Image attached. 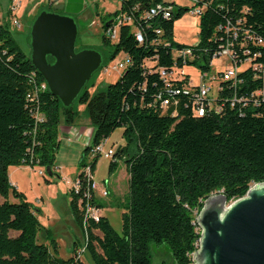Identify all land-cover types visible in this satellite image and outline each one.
Instances as JSON below:
<instances>
[{
    "label": "trees",
    "instance_id": "trees-1",
    "mask_svg": "<svg viewBox=\"0 0 264 264\" xmlns=\"http://www.w3.org/2000/svg\"><path fill=\"white\" fill-rule=\"evenodd\" d=\"M157 4L176 5L163 0H121L114 16L126 14L133 22L120 24L111 57L122 52L129 56L130 63L104 91L90 94L84 85L76 98L84 105L92 130L76 176L80 193L70 189L69 206L76 226L84 233V251L93 264H152L151 242L167 246L170 262L163 260L159 264H192L200 237L195 219L205 199L220 192L232 202L243 197L252 185L264 182V95L258 97V106L251 96L255 90H264V67L260 78H256L257 71L247 68L249 64L241 56L243 48L238 45L244 40L249 57L259 51L254 60L264 65V48L256 44V39L264 40V0L203 1L198 44L190 46L206 62L225 42L224 30L217 31V27L226 23L234 26L239 39L231 40L232 48L239 55L237 59H243L238 74L242 82L236 85V96L248 102L244 106L230 102V83L226 82L217 99L221 109L206 107L203 115L193 112L191 98L183 93L176 95L165 110L154 100L159 92L164 93L158 69H170L175 61L182 66L172 51L186 45L174 42L173 27L188 11L176 5L170 18H145V12ZM135 27L142 30L141 44L135 40ZM155 28L161 34L156 35ZM242 31H246L245 36ZM156 38L167 39L170 46L152 43ZM102 40L104 44L111 43L105 34ZM48 61L53 59L48 57ZM195 61L196 58L188 59L186 64L204 69ZM34 72L6 23L0 22V264H86L76 243L71 256L64 259L57 256L54 239L50 242L52 249L38 242L36 211L8 179L12 165L51 169L59 147V126L73 125L78 117L72 104L64 107L48 90L38 91L33 99L28 97L34 90V80H43ZM187 84V78L174 81V87L179 89ZM35 113H41L43 119L36 120ZM117 128H122L127 142L116 152L111 148L108 172L116 169L117 160H124L129 176L120 232L102 215L99 221L85 224L83 217L87 198L99 209L102 206L93 191L90 197L83 195L89 183L82 168L89 165L93 174L99 155L85 163L84 158L90 147L102 143ZM48 237L50 232L46 230L45 238Z\"/></svg>",
    "mask_w": 264,
    "mask_h": 264
},
{
    "label": "rangeland",
    "instance_id": "rangeland-1",
    "mask_svg": "<svg viewBox=\"0 0 264 264\" xmlns=\"http://www.w3.org/2000/svg\"><path fill=\"white\" fill-rule=\"evenodd\" d=\"M22 1L23 3L20 8L18 7L17 12V16L21 19L20 29H16L11 24L9 7L12 4V0H0V21L6 23L15 44L26 56L30 57L31 55L30 25L32 20L38 12L47 10L70 16L75 20L78 29L75 41L76 50L85 48L101 53V65L105 69L103 67L101 69L98 68L86 82L85 89L90 94L104 91L109 84L118 79L122 71L114 70L113 65L123 59V53L119 52L114 57H111L114 51L112 42L104 44L102 38L104 35L103 24L114 18V13L120 8L121 0H77L72 2L80 8L76 12L61 8V5L56 6V0H45V2L41 0L28 20L23 18V16H25L29 6L35 0ZM163 1L174 2L178 6L188 8V11L174 22L173 40L179 45L190 46L195 44L198 36V16L194 15L190 10L193 5L192 1ZM177 52L176 50L172 51L173 58H176ZM213 63L219 69L228 65L225 56L214 58ZM183 70L185 73L190 74L192 80L196 79L198 75L196 66L186 65ZM81 92H83V88ZM72 107L78 111L76 123L78 126L84 127L85 131L78 137L77 131L73 128L69 135L71 140L68 141V134H64L61 128H58L57 140L59 141V147L55 152L53 166L51 167L55 175H48L45 168L41 166L12 165L8 168L9 182L16 183L20 189L22 188L19 191L24 194L25 200L36 211V217L40 225V230L37 233L38 242H45L50 246L51 240L54 239L57 245V256L64 259L71 256L75 243L78 249L83 248L84 245V233L76 226L69 206L71 187L69 184L73 182L81 169L79 161L87 145L85 140L89 142L92 130L84 105L79 104L78 100L75 99ZM126 142V139L122 136V128L115 129L107 139L102 141L104 151L97 157L93 172V181L96 185L94 191L101 199L99 200L102 205L101 214L108 219L110 225L117 232L121 230V216L128 193L127 172L124 160H117L116 169L109 174L108 167L111 157H106L104 153L108 148H112L116 152L117 148L125 145ZM90 155L91 152L88 151L84 158V163L92 160L89 157ZM39 170H42L43 175L39 173ZM56 175H60V177ZM66 180H68L69 184ZM114 186H118L117 192ZM103 188L108 191V195L105 197L100 194ZM10 198L15 200L11 195ZM115 201L117 202L114 203ZM46 230L50 232V238L48 237L47 239L45 238ZM95 233L99 234L98 231ZM50 248L52 249L53 247L50 246ZM167 251L165 244L151 242L149 244L151 263L159 264L163 260L170 262ZM79 254L86 264H93L86 251H80Z\"/></svg>",
    "mask_w": 264,
    "mask_h": 264
},
{
    "label": "water",
    "instance_id": "water-1",
    "mask_svg": "<svg viewBox=\"0 0 264 264\" xmlns=\"http://www.w3.org/2000/svg\"><path fill=\"white\" fill-rule=\"evenodd\" d=\"M77 33L72 17L47 10L30 25V62L64 107L73 103L102 62L96 50L75 49ZM45 171L53 175L49 166ZM195 221L200 237L194 264H264V182L232 202L220 192L210 195Z\"/></svg>",
    "mask_w": 264,
    "mask_h": 264
},
{
    "label": "built area",
    "instance_id": "built-area-1",
    "mask_svg": "<svg viewBox=\"0 0 264 264\" xmlns=\"http://www.w3.org/2000/svg\"><path fill=\"white\" fill-rule=\"evenodd\" d=\"M192 1L193 5L191 6L190 10L194 15H199L202 13L204 9L203 1L204 0H190ZM19 0H12V4L9 7V15L11 19V24L16 29L21 28V21L18 18L16 14V10L19 6ZM176 8V5H168V4H157L156 6L150 7L149 10H147L144 14L145 18H152L156 17L158 15H161L163 18H170L172 15L173 10ZM132 17L126 14L118 13L114 16L113 19H111V23L108 24L107 27L104 29V34L107 37V39L110 42H115L118 36V28L120 24H131ZM1 22V21H0ZM224 30V33L226 35L225 42L220 44L218 49L214 51L211 55V57L206 61L203 62L202 58H198V53H196L195 48L191 46H186L177 49L176 47L173 48V50L178 51L175 60H181V67L177 66V62L175 61L173 66L170 69H165L163 67H160L158 69L159 76L163 82V90L164 93L159 92L154 100H158L160 107L162 110H165L172 102V99L180 94L183 93L184 95H187L191 98V106L192 110L196 115H203L205 112L206 107H209L210 109H214L215 111H219L221 109L220 104L217 103L218 96L222 92V88L224 86V83L228 82L230 85L229 89H231L232 96L229 98L230 102L234 104L235 101L237 103H242L243 106L247 105V99L245 98H238L237 99V89L236 85H238L240 82H242L241 79L238 78L240 67H242V61L243 59H237L238 53L233 51V43L232 39H239L238 31L235 29L234 26H230L229 23H226V25H219L217 27V31ZM240 30V29H239ZM154 32L156 35L161 34V30L159 28H155ZM243 35L246 33V31H242ZM134 36L137 43L141 44L144 41L143 33L140 28L135 27L134 29ZM245 36V35H244ZM152 43L161 44L163 46H170V41L167 39H160L156 38L152 41ZM198 41L193 44L194 46H197ZM244 40L240 41L239 48L242 49L241 56L244 57L245 63H248L249 66L247 68H251L253 71H257V74L254 73V76L256 78H260L259 73L261 68L264 67L262 63L255 62V57L259 56V51L254 52L251 54V57H249V50L248 48H244ZM256 44L264 48V40L259 38L256 39ZM225 56L228 65L224 68H220L213 63V59ZM199 57H201L199 55ZM196 63L203 64L204 69H201L200 66L197 64H192L196 66L198 70V75L195 80H192L189 73H185L183 70V67H185L187 64V60L195 59ZM239 60V61H238ZM199 61H201L199 63ZM240 62L241 64H239ZM252 62V63H251ZM130 63V58L128 55L123 54V59L117 62L115 65H113L114 70L122 71L126 68V66ZM244 63V62H243ZM106 66V65H105ZM105 69V67L103 66ZM36 73V72H34ZM187 78L188 84L184 86L182 89L175 88L174 87V81H183ZM43 92L47 91V85L44 80L35 81L34 80V90L32 93L28 95L30 99H33V97H36L37 92ZM264 95L263 89H258L253 92H251V96L253 97L254 104L258 106V97H262ZM173 103H177V100H173ZM35 118L38 121H41L43 119V115L41 113H35ZM70 131L68 133V141L71 140L69 138ZM104 148L103 144L100 143L98 145H95L93 147H90L89 152H91L90 158L94 157L95 155H100L103 153ZM113 154V150L111 148H108L107 151H105L104 155L106 157H110ZM82 172L84 173L85 179L87 180V183H89L88 187L86 188L85 193L83 194L84 197H88L90 192H94V188L96 185L93 181V174L90 170L89 165H85L82 168ZM39 173L43 175L42 170H39ZM80 182L79 179L76 177L73 182L70 183V189L74 194L80 193ZM84 192V191H83ZM101 196H107V190L103 188L101 190ZM82 195V196H83ZM90 197V196H89ZM81 199L79 201L81 202ZM83 217H84V224L87 221H94L97 222L100 219V209L94 205L89 198L86 199L84 207H83ZM198 248V244H196V250ZM80 251H84V245L83 248L78 249ZM79 251V252H80ZM195 253V252H194ZM194 253L192 254V260L194 264Z\"/></svg>",
    "mask_w": 264,
    "mask_h": 264
},
{
    "label": "crops",
    "instance_id": "crops-1",
    "mask_svg": "<svg viewBox=\"0 0 264 264\" xmlns=\"http://www.w3.org/2000/svg\"><path fill=\"white\" fill-rule=\"evenodd\" d=\"M28 1V0H27ZM45 2V0H42V2ZM51 1H53V0H51ZM74 1H77V0H56V6H59V5H61V8H66L67 10H71L72 12H76V11H79V6L78 5H76V4H74V3H72V2H74ZM21 2V3H20ZM41 2V0H35L30 6H29V8H28V10L26 11V14H25V16H23V18H26L27 20L28 19H30V17H31V13L33 12V10L35 9V7H37V5L39 4ZM19 8H20V6L22 5V3H23V1L22 0H19ZM19 8H17V10H16V14H17V12H18V9ZM33 17V16H32ZM19 18V17H18ZM20 19V18H19ZM20 21H21V19H20ZM173 29H174V27H173ZM60 128H61V130H62V132L64 133V134H68L69 133V131H71L73 128H75V130L77 131V135H78V137H80L83 133H84V127H81V126H78V124L77 123H74L73 125H70V126H67V125H64V124H61L60 126H59ZM77 128V129H76ZM91 136V135H90ZM90 138V137H89ZM85 142H87L88 143V140H85ZM125 170H126V166H125ZM126 172H127V170H126ZM53 175H55V174H53ZM52 175V176H53ZM57 177H60V175H56ZM128 178H129V176H128V173H126V180H127V183H128ZM67 182H68V180H66ZM11 185H13V186H15V188L19 191V190H21L17 185H16V183L14 184V183H10ZM68 184H69V182H68ZM19 185H21V184H19ZM70 185V184H69ZM22 186V185H21ZM114 189H115V191L117 192L118 191V186H114ZM94 194H95V198L97 199V201L99 202V200H101L97 195H96V193H95V191H94ZM107 195H108V191H107ZM113 202V201H112ZM117 201H115L114 203H116ZM119 202V201H118ZM100 203V202H99ZM111 203V202H110ZM100 213H101V209H100ZM102 216H103V214H101Z\"/></svg>",
    "mask_w": 264,
    "mask_h": 264
}]
</instances>
